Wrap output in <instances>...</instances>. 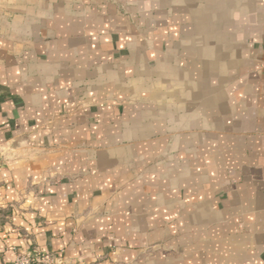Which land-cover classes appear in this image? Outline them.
Wrapping results in <instances>:
<instances>
[{
	"label": "crops",
	"instance_id": "0c3cea01",
	"mask_svg": "<svg viewBox=\"0 0 264 264\" xmlns=\"http://www.w3.org/2000/svg\"><path fill=\"white\" fill-rule=\"evenodd\" d=\"M264 264V0H0V264Z\"/></svg>",
	"mask_w": 264,
	"mask_h": 264
},
{
	"label": "built area",
	"instance_id": "2783aa9c",
	"mask_svg": "<svg viewBox=\"0 0 264 264\" xmlns=\"http://www.w3.org/2000/svg\"><path fill=\"white\" fill-rule=\"evenodd\" d=\"M14 264H37V261H34L29 256L26 255H20Z\"/></svg>",
	"mask_w": 264,
	"mask_h": 264
}]
</instances>
